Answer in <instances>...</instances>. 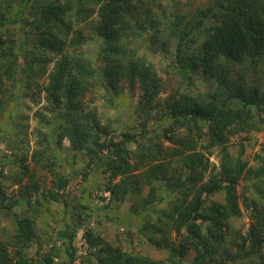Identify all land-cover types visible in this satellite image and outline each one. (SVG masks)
Segmentation results:
<instances>
[{
	"label": "trees",
	"instance_id": "trees-1",
	"mask_svg": "<svg viewBox=\"0 0 264 264\" xmlns=\"http://www.w3.org/2000/svg\"><path fill=\"white\" fill-rule=\"evenodd\" d=\"M173 1L0 0V118L6 111L8 83L16 82L19 74L27 81L48 77L43 89L52 117L41 121V127H53L49 132L36 129L30 157L52 175L51 184L56 189L50 190L52 199H61L68 214L75 210V229L60 237L67 243V264H75L80 257L74 240L91 207L81 202L83 188L78 197L71 196V181L87 179L95 164L106 167L103 171L108 173L109 185L105 190L112 200L125 198L129 192L130 196L140 194L149 186L143 202L158 213L151 228L167 241L169 255L154 259L130 254L87 230L89 252L81 256V264H184L191 249L196 252L195 264H264V197L247 202L254 218L247 232L231 226V219L242 214L238 182L247 162L242 160L244 144L235 162L227 146L232 135L264 129V83L259 80L264 71V0H210L190 17L183 11L167 14L165 8ZM16 2L22 4L20 19L33 35V51L26 54L31 58H24L25 65L19 64L21 55L11 41V30L5 28L10 21L16 23L10 20L17 11ZM94 15L96 20H90ZM84 22L89 34H85V27H79ZM170 39L175 43L173 53ZM89 43L99 45L94 56L82 50ZM148 54H162L161 66L174 77L172 93L166 99L161 97L163 77ZM122 80L131 91L138 87L135 110L140 116L147 121L161 113L163 122L169 121L162 133L155 135L172 146L166 148L161 143L164 141L148 136L151 129L146 124L138 131L118 135L110 118L103 123L98 112L88 108L86 93L101 84L113 101L123 91V87L118 88ZM208 81L216 84L215 90L201 88ZM179 128L186 134H179ZM205 137L208 142L202 144ZM66 139L74 155L84 152L87 170H60L52 144L59 148ZM215 146L222 152V168L217 174L213 172L216 166L200 149ZM29 152H22L14 173L12 185H21L18 194H7L0 182V212L13 214L16 224L14 230L7 231L9 235L0 237V264H54L59 257L55 246L45 254L39 247L35 256L25 255L38 235L41 208H30L33 193L39 188L32 181L35 174L28 163ZM15 155L18 158L19 154ZM207 171L211 176L206 180ZM24 177L30 181L22 185ZM158 182L174 197L167 210L156 208V203L165 199L159 195L162 186ZM222 191L224 202L207 204V198ZM16 206L22 212L16 211ZM150 219L154 220L153 216ZM169 225L183 237L179 244L170 242ZM161 239L152 237L151 244L158 246ZM9 245L16 250L14 256Z\"/></svg>",
	"mask_w": 264,
	"mask_h": 264
},
{
	"label": "rangeland",
	"instance_id": "rangeland-1",
	"mask_svg": "<svg viewBox=\"0 0 264 264\" xmlns=\"http://www.w3.org/2000/svg\"><path fill=\"white\" fill-rule=\"evenodd\" d=\"M210 0H175L165 8L167 14L172 12L183 11L187 12L189 17L193 14V11L198 8L206 6ZM20 2L15 3L16 12L10 15V20L15 19L16 23H12L5 26L11 30V41L17 45L16 51L20 53V63L25 65V57L33 51V35L28 30V26L21 21L20 17L22 10ZM20 10V11H19ZM26 13V10H25ZM32 20V19H31ZM90 20H96V15L90 18ZM86 22L80 23L79 27H85V34H89V29L86 27ZM9 37V36H6ZM171 41V51L175 50V43L173 39ZM82 50L87 54L94 56L99 52V45L97 43L86 44ZM143 52V51H142ZM27 54V55H26ZM162 54H148L147 57L157 65V69L164 80V91L161 95L163 99H166L172 93L173 76L165 72L164 64L161 63ZM164 63V62H163ZM162 65V66H161ZM261 68H264V62L261 64ZM264 71L260 73V82L264 83ZM16 82L8 83V90L6 92L7 103L6 111L0 118V126L2 127L1 133L3 136L0 138V171H3L0 182L5 186L7 194L15 196L20 191V184H13L14 173L18 171L20 162L18 159L23 153H28V163L30 168L35 174L32 181L37 182L39 188L38 192L33 193L30 208L36 209L40 206L39 215L37 220V236L33 238L32 246L28 248L26 256H35L39 247H41V254H45L52 246L59 248V257H55L54 264H67L65 248L67 243L65 239H60L61 234L66 230L72 231L75 229L72 214L75 210H72L71 214L66 213L64 203L61 199L56 201L49 195L50 190L54 189L51 184L52 175L36 165L30 157L31 150L35 147V141L37 139L36 129L42 128L44 131L49 132L53 127L51 126L41 127V121H45L46 118L52 117L47 109V102L45 101V84L48 83V77L37 76L33 80L27 81L20 74ZM22 79V80H21ZM118 88L123 87V91L118 93V96L112 101L110 94L107 93L103 85L99 84L92 92H88L85 95V101L89 109H95L98 112V116L104 123L107 118L112 121V127L116 131V134H121L123 131L133 130L138 131L146 124L151 129L149 132L150 137H156V140L161 142L164 147L168 148L172 144L167 140H162V137H157L161 134L163 128L168 126L169 121L165 120L160 114H154L151 118L145 119V116H140L135 108L139 98L138 87H135L134 91L128 89V84L125 81L119 82ZM201 88L204 90H215L216 84L212 81L203 82ZM29 96V97H28ZM38 99V101H33ZM160 115V116H159ZM204 130L207 129L206 125H203ZM179 134H186L183 128L177 129ZM155 140V141H156ZM208 138L205 137L202 144H207ZM70 141L65 140L59 148H56L54 143V152L58 155V165L60 170L66 173L83 172L86 169L87 157L84 152H79L74 155L75 151L70 148ZM241 144H244V153L242 160L247 162L243 176L238 182V191L241 195V208L242 214L238 217L231 219V226L238 232H247L250 226L254 224V218L252 217L251 210L247 206V202L252 199H259L264 197V129L262 131H255L252 133H239L238 135H232L228 142V150L230 153L231 161L235 162L239 157V150ZM14 146H17L15 148ZM18 146H21L18 147ZM132 148L136 147V144L130 145ZM15 148V149H14ZM24 148V150H23ZM21 149V150H20ZM205 157L210 160L211 165L216 166L213 170L214 174L220 172L222 168V152L220 147L215 146L211 149L200 147ZM15 150H17L15 152ZM18 153V158L15 153ZM23 152V153H22ZM22 154V155H21ZM174 163L173 165H176ZM105 166H98L95 164L91 170H89V176L87 179H83L81 182L76 178H72L71 181V196L78 197L83 188L84 196L81 199L82 203L90 204V208L86 210V220L82 228H80L75 237V244L77 246L79 258L76 259L75 264H81L82 257L89 252L87 236L85 232L91 230L94 235L102 236L105 241L112 243L114 246H119L123 251L135 255H147L154 259H165L169 255V250L165 243L162 241L161 234L156 232V229H152V223L155 221V217L158 215L154 209L147 208L143 199L148 194L149 186H145L140 194L127 193L125 198H119L112 200L110 192L106 191L108 183V173L103 170ZM80 176V175H79ZM210 172H206L205 179L210 178ZM82 179V178H81ZM119 176L116 180H120ZM30 179L23 178L22 185L27 184ZM76 181V182H75ZM116 181V182H117ZM80 182V183H79ZM160 187L159 195L165 197L164 201L157 202L156 208L160 210L169 209L168 202L172 200L173 195H168V191L165 184L158 182ZM78 189L80 191H78ZM56 190V189H54ZM129 194V195H128ZM224 191L216 193L215 195L206 199L207 204H211L214 201L224 202ZM1 202V196H0ZM155 205V204H154ZM135 208V209H134ZM17 211L18 206L14 207ZM136 210V211H135ZM22 212L21 210L18 211ZM24 215V214H23ZM22 215V216H23ZM153 216V219L150 217ZM150 219V220H149ZM0 237H4L8 234V230H14L16 228L15 217L13 214H3L0 212ZM170 232L167 234L170 238V242L175 245L179 244L183 238L173 228L168 226ZM6 230V231H4ZM9 235V234H8ZM161 239V243L155 246L152 243L151 238ZM166 247H165V246ZM11 256L15 255V248L9 245L8 247ZM196 252L191 249L184 257V264H195ZM39 257H41L39 255Z\"/></svg>",
	"mask_w": 264,
	"mask_h": 264
}]
</instances>
